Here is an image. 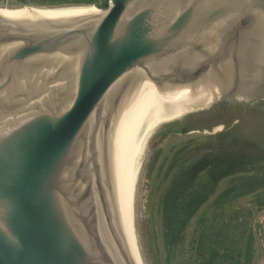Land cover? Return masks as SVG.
Here are the masks:
<instances>
[{
    "label": "water",
    "instance_id": "1",
    "mask_svg": "<svg viewBox=\"0 0 264 264\" xmlns=\"http://www.w3.org/2000/svg\"><path fill=\"white\" fill-rule=\"evenodd\" d=\"M259 99L264 0L0 9V264H143L134 197L150 149L223 130L187 114ZM259 119V135L252 117L235 136L264 142Z\"/></svg>",
    "mask_w": 264,
    "mask_h": 264
},
{
    "label": "rangeland",
    "instance_id": "2",
    "mask_svg": "<svg viewBox=\"0 0 264 264\" xmlns=\"http://www.w3.org/2000/svg\"><path fill=\"white\" fill-rule=\"evenodd\" d=\"M29 4H92L103 11L109 0H10L1 7ZM222 131L172 133L147 154L134 201L143 264H264V143L222 138ZM219 138L223 144L215 145ZM169 188L178 199L166 198Z\"/></svg>",
    "mask_w": 264,
    "mask_h": 264
},
{
    "label": "flooded vegetation",
    "instance_id": "3",
    "mask_svg": "<svg viewBox=\"0 0 264 264\" xmlns=\"http://www.w3.org/2000/svg\"><path fill=\"white\" fill-rule=\"evenodd\" d=\"M261 115L264 117L263 99H259L251 104H248L245 100H241L237 103H233L229 100H218L217 103H211L210 109L206 112H195L185 115L182 117V122H189L190 120L200 123L207 122L208 128L222 126L223 131L221 134H224L230 128L239 126V124H243L244 121H249V119L255 117L257 120H254V122L258 123L256 129L260 132L263 127L259 119ZM254 122L252 121L251 123Z\"/></svg>",
    "mask_w": 264,
    "mask_h": 264
},
{
    "label": "trees",
    "instance_id": "4",
    "mask_svg": "<svg viewBox=\"0 0 264 264\" xmlns=\"http://www.w3.org/2000/svg\"><path fill=\"white\" fill-rule=\"evenodd\" d=\"M106 5V4H105ZM107 6V5H106ZM239 132H238V130L236 129V127H232V128H230L229 130H227V133H224L223 135H220V136H223L222 138H225V136L226 137H233V136H235V135H237ZM229 134V135H228ZM260 134V132L258 133H256V134H254V136L255 135H259ZM225 135V136H224ZM254 136H252V137H254ZM222 138H219V139H217V140H215V145L216 144H219V143H221V144H223L222 143V141H224ZM260 139L262 138L261 136L259 137ZM262 139H264V138H262ZM256 140H258V139H256ZM230 141V139L226 142L227 144H228V142ZM259 141V140H258ZM264 143V142H263ZM229 150V149H228ZM229 174V173H228ZM221 179V178H220ZM174 186V188H175V185H173ZM172 187V184H171V186H170V188ZM170 188L168 189V192H167V195H166V198L168 199V197L170 196V195H172L174 198H176V199H178V192H176V191H174V189H172V190H170ZM211 191V190H210ZM210 191L208 192V193H210ZM168 194H169V196H168ZM167 199L165 200V202H167ZM173 203H175V202H173V201H171L169 204H170V206H169V209L168 210H170L171 211V208H174L173 206ZM196 207V206H195ZM195 207H193V209L189 212V215L186 217V219L184 220V222H186L187 220L189 221L190 219H191V216H192V213H193V210L195 209ZM169 221V220H168ZM175 221H177V220H175ZM183 222V221H182ZM182 222L180 221H178V225L180 224H182ZM183 222V223H184ZM174 225H176V223L174 224ZM172 227H169V225H168V230L167 231H171V232H174V231H176L175 229H176V227H174L173 225H171Z\"/></svg>",
    "mask_w": 264,
    "mask_h": 264
},
{
    "label": "built area",
    "instance_id": "5",
    "mask_svg": "<svg viewBox=\"0 0 264 264\" xmlns=\"http://www.w3.org/2000/svg\"><path fill=\"white\" fill-rule=\"evenodd\" d=\"M8 2H10V0H0V7L4 4H7Z\"/></svg>",
    "mask_w": 264,
    "mask_h": 264
},
{
    "label": "bare ground",
    "instance_id": "6",
    "mask_svg": "<svg viewBox=\"0 0 264 264\" xmlns=\"http://www.w3.org/2000/svg\"><path fill=\"white\" fill-rule=\"evenodd\" d=\"M5 8H7V7H0V9H5ZM95 8V7H94ZM96 9V8H95ZM138 173H139V171H138ZM138 173H137V176H138ZM138 178V177H137ZM134 201H135V197H134ZM134 229H135V227H134ZM136 234V233H135ZM137 239V238H136Z\"/></svg>",
    "mask_w": 264,
    "mask_h": 264
}]
</instances>
